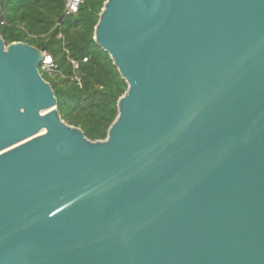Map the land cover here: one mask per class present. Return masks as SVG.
<instances>
[{
	"label": "water",
	"instance_id": "95a60500",
	"mask_svg": "<svg viewBox=\"0 0 264 264\" xmlns=\"http://www.w3.org/2000/svg\"><path fill=\"white\" fill-rule=\"evenodd\" d=\"M94 40L101 141L0 33V264H264V0H107Z\"/></svg>",
	"mask_w": 264,
	"mask_h": 264
},
{
	"label": "trees",
	"instance_id": "16d2710c",
	"mask_svg": "<svg viewBox=\"0 0 264 264\" xmlns=\"http://www.w3.org/2000/svg\"><path fill=\"white\" fill-rule=\"evenodd\" d=\"M106 1L85 0L77 15L67 16L66 0H0L6 45L24 42L53 57L56 70L40 71L56 93L59 116L91 141L107 138L128 90L110 55L94 40Z\"/></svg>",
	"mask_w": 264,
	"mask_h": 264
},
{
	"label": "built area",
	"instance_id": "2783aa9c",
	"mask_svg": "<svg viewBox=\"0 0 264 264\" xmlns=\"http://www.w3.org/2000/svg\"><path fill=\"white\" fill-rule=\"evenodd\" d=\"M85 0H66V15L67 16H75L78 14L81 6L84 4ZM3 14H2V7L0 4V20L2 19ZM2 26H6L7 22L2 21L1 22ZM84 62H87V59L84 60ZM74 63V62H73ZM75 66L77 67L76 63H74ZM56 64L53 60V57L44 52L43 53V62L41 64V70L47 73H53L56 70Z\"/></svg>",
	"mask_w": 264,
	"mask_h": 264
}]
</instances>
